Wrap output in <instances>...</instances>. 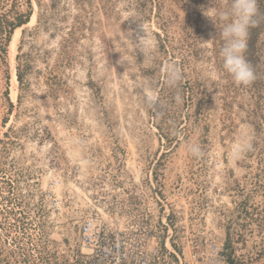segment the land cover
Listing matches in <instances>:
<instances>
[{
	"label": "rangeland",
	"instance_id": "rangeland-1",
	"mask_svg": "<svg viewBox=\"0 0 264 264\" xmlns=\"http://www.w3.org/2000/svg\"><path fill=\"white\" fill-rule=\"evenodd\" d=\"M228 5L0 0V264H79V183L124 153L177 211L182 264H264V23L245 52L255 78L236 83L209 18Z\"/></svg>",
	"mask_w": 264,
	"mask_h": 264
},
{
	"label": "built area",
	"instance_id": "built-area-1",
	"mask_svg": "<svg viewBox=\"0 0 264 264\" xmlns=\"http://www.w3.org/2000/svg\"><path fill=\"white\" fill-rule=\"evenodd\" d=\"M119 154L81 181L70 215L79 264H182L171 243L177 211L136 159ZM70 198V197H69ZM59 209L62 200L56 199ZM169 244V245H167ZM218 249L213 248L217 263Z\"/></svg>",
	"mask_w": 264,
	"mask_h": 264
},
{
	"label": "clouds",
	"instance_id": "clouds-1",
	"mask_svg": "<svg viewBox=\"0 0 264 264\" xmlns=\"http://www.w3.org/2000/svg\"><path fill=\"white\" fill-rule=\"evenodd\" d=\"M260 15L258 0H229L226 9L217 10L215 20L209 17L214 25L220 23L222 28L219 37L223 41L220 56L223 58V69L231 75L232 79L241 85L249 84L254 78V70L245 58L247 41L250 29L257 25V17ZM144 31V26L141 24ZM139 39L138 44H133L141 50L144 48L142 42L149 37L147 33ZM213 38L212 40H214ZM170 83H175L181 76L178 69L170 68ZM186 150L194 156L202 155L198 144H187ZM237 154L243 151V146H237Z\"/></svg>",
	"mask_w": 264,
	"mask_h": 264
},
{
	"label": "bare ground",
	"instance_id": "bare-ground-1",
	"mask_svg": "<svg viewBox=\"0 0 264 264\" xmlns=\"http://www.w3.org/2000/svg\"><path fill=\"white\" fill-rule=\"evenodd\" d=\"M35 21V16H32V19H31V22ZM21 28L17 29L15 31V34H14V37H13V41L11 43V47H10V58L12 60H14V57H15V53H16V50H15V42L17 41L20 33H21ZM11 78H12V81H13V86L15 87L16 83H17V80H16V72H15V68H12L11 70ZM11 96H12V99L13 101L15 100L16 98V88H14L11 92ZM81 192V191H80Z\"/></svg>",
	"mask_w": 264,
	"mask_h": 264
},
{
	"label": "trees",
	"instance_id": "trees-1",
	"mask_svg": "<svg viewBox=\"0 0 264 264\" xmlns=\"http://www.w3.org/2000/svg\"><path fill=\"white\" fill-rule=\"evenodd\" d=\"M259 3H262V4H264V1H262V0H259ZM264 23V15H262V16H258L257 17V24L259 25H261V24H263ZM263 26V25H262ZM18 28V27H17ZM259 28V26H255V27H253V28H251V29H255V30H257ZM248 42H249V40H248ZM251 44H252V41H251ZM250 44V42H249V45H251Z\"/></svg>",
	"mask_w": 264,
	"mask_h": 264
}]
</instances>
